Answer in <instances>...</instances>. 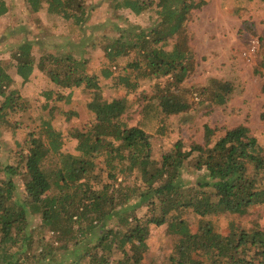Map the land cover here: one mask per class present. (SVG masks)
Here are the masks:
<instances>
[{
    "label": "trees",
    "instance_id": "obj_1",
    "mask_svg": "<svg viewBox=\"0 0 264 264\" xmlns=\"http://www.w3.org/2000/svg\"><path fill=\"white\" fill-rule=\"evenodd\" d=\"M108 1L115 10L134 15L153 10L157 16L150 29L130 28L104 45L108 65L101 77L123 97H107L101 77L71 53L37 59L33 42L25 40L11 54L23 82L39 69L60 87L91 90L87 106L96 119L70 135L77 140V153L64 149L65 133L48 118L28 133L27 149L20 148L14 163L0 160V264H153L146 262L150 228L164 224L178 236L168 264H264L259 223L224 233L213 220L225 213L251 215L252 208L264 205V145L246 125L215 141L214 129L206 126L204 144L184 149L177 141L161 160L152 157V138L166 135L165 117L190 109L180 88L194 66L186 26L204 1ZM26 2L34 14L45 8L55 27L63 22L67 35H82L93 8L88 0ZM235 4L239 10L243 1ZM9 10L7 0H0V18ZM121 58L127 61L115 75L113 66ZM9 68L0 61V125L8 122L7 110H25ZM141 79L156 82L152 92H141V118L130 125L128 95ZM213 83L211 100L223 106L234 86L220 79ZM49 106L48 101L44 107ZM187 165L202 172L194 181L186 179ZM141 205L147 207L144 216L136 212ZM190 213L199 217L196 231L186 219Z\"/></svg>",
    "mask_w": 264,
    "mask_h": 264
},
{
    "label": "rangeland",
    "instance_id": "obj_2",
    "mask_svg": "<svg viewBox=\"0 0 264 264\" xmlns=\"http://www.w3.org/2000/svg\"><path fill=\"white\" fill-rule=\"evenodd\" d=\"M194 1H204L201 7L194 9L191 21L186 26V39L193 51L191 63L194 66L180 85L181 98L190 103V109L165 117L166 135L152 138V157L155 160H161L177 141L183 142L184 149L193 144H204L206 126L214 129L215 141L232 127L246 125L250 135L264 145V0H241L243 4L239 10L235 0ZM7 2L9 13L0 18V61L10 67L9 73L16 81L13 88L18 90V103H22L25 110L5 112L8 122L0 125V160L14 163L20 148L23 151L27 149L25 143L28 133L39 130L43 120L48 118L57 129L65 133L67 143L64 149L77 153V140L70 135H76L95 121V115L87 106L93 97L92 91L83 86L60 87L47 71L39 69L28 81L23 82L16 66L11 65L16 63L11 56L12 52L23 41H32L37 59L45 53L60 56L71 53L87 61L89 73L101 77V69L108 65L104 45L127 35L130 28L150 29L156 23L157 16L153 10L134 15L128 9L115 10L113 3L108 0H88L93 8L90 18L83 24L82 35H67L63 22H58L55 27L45 8L34 14L26 0ZM126 61L127 58H121L119 64L113 66L115 75L123 69L121 65ZM53 67L54 64L49 69ZM216 79L228 81L234 86L223 106L211 100L213 81ZM101 82L106 87L107 97L124 96L123 91L111 90L109 80L101 77ZM155 82V79H141L139 88L128 95L131 106L125 119L130 125L136 124L141 118V103L138 99L141 92H152ZM51 91H55V94L49 98ZM48 101L50 106L45 108ZM2 102L0 96V106ZM201 173L188 165L184 171L189 181H194ZM15 180L22 184L20 178ZM251 210V215L225 213L213 220L224 233L234 227L250 228L255 222L264 228V205L255 206ZM136 212L144 216L147 207L141 205ZM186 219L193 231H196L199 217L190 213ZM150 229V249L146 254V262L168 264V254L178 236L169 232L167 224L153 225ZM64 252L59 251V257ZM116 256L120 257L119 254Z\"/></svg>",
    "mask_w": 264,
    "mask_h": 264
}]
</instances>
